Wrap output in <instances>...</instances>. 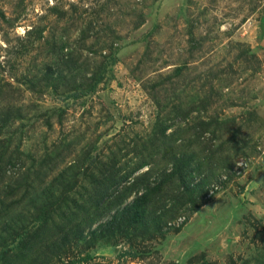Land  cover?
<instances>
[{
  "label": "rangeland",
  "instance_id": "rangeland-1",
  "mask_svg": "<svg viewBox=\"0 0 264 264\" xmlns=\"http://www.w3.org/2000/svg\"><path fill=\"white\" fill-rule=\"evenodd\" d=\"M0 264H264V0H0Z\"/></svg>",
  "mask_w": 264,
  "mask_h": 264
},
{
  "label": "trees",
  "instance_id": "trees-1",
  "mask_svg": "<svg viewBox=\"0 0 264 264\" xmlns=\"http://www.w3.org/2000/svg\"><path fill=\"white\" fill-rule=\"evenodd\" d=\"M105 175L107 176V174H105ZM138 201H139V200H136V204H138ZM139 202H140V204L142 203L141 201H139Z\"/></svg>",
  "mask_w": 264,
  "mask_h": 264
}]
</instances>
